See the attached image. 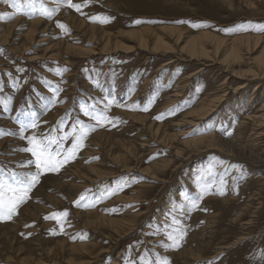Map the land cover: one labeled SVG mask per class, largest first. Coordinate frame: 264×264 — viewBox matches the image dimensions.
Returning a JSON list of instances; mask_svg holds the SVG:
<instances>
[{
  "label": "rangeland",
  "instance_id": "rangeland-1",
  "mask_svg": "<svg viewBox=\"0 0 264 264\" xmlns=\"http://www.w3.org/2000/svg\"><path fill=\"white\" fill-rule=\"evenodd\" d=\"M16 11L0 0V179L37 171L28 136L95 123L82 105L108 98L113 119L0 220V264H140L146 250L170 264H264V0H91L51 19L4 16ZM30 114L38 127L22 131ZM209 182L189 210L186 196ZM64 210L63 230L45 219ZM173 216L186 235L164 248Z\"/></svg>",
  "mask_w": 264,
  "mask_h": 264
},
{
  "label": "snow or ice",
  "instance_id": "snow-or-ice-1",
  "mask_svg": "<svg viewBox=\"0 0 264 264\" xmlns=\"http://www.w3.org/2000/svg\"><path fill=\"white\" fill-rule=\"evenodd\" d=\"M11 3V6L16 9V12L11 14L4 13V16L14 17L18 13H23L27 16L34 17L36 14L43 16L47 19L53 18L63 6L74 9L77 12H81V9L90 5L91 0H83L82 3H74L73 0H53L54 7H49L45 0H5V3ZM94 21L100 23L109 22L110 18L96 16L92 17ZM137 24L141 21H136ZM178 23H190L188 21H178ZM57 26L63 29L65 32L69 31L68 26L60 21H57ZM193 27L199 25L193 24ZM252 25H240L239 28L246 29ZM257 30L264 31V25H255ZM55 102V101H53ZM3 103V101H0ZM113 101L105 98V103L102 108L97 109L96 104H85L81 106L84 116L88 117L95 123H85L83 120L77 119L72 125L71 130L63 132L62 135L52 136L46 135L44 137H37L35 134L28 136L27 140L29 147L24 148L23 151L31 153L35 157L34 163L37 171L30 175L17 176L15 173L11 175L9 179H0V220L11 219L14 215L18 214L19 207L26 203L30 199V193L36 184L40 181V175L43 172H55L59 171L65 164L74 160L80 149L85 147V141L91 132L96 130L97 126H103L105 122L110 121L111 117L107 115V110L111 107ZM5 107L7 105L5 104ZM147 110V109H145ZM30 119L26 122H21V130L25 129H36L38 127L37 119L34 114H30ZM156 119H162L161 116H157ZM63 120L61 124L63 125ZM53 131H56L55 129ZM71 139L72 143L70 147L65 148V143ZM203 179V177H201ZM212 183L209 182L200 185V191L195 196H186V200L190 205L189 210H195L199 207L200 202L205 195L212 194L210 188ZM220 187L217 188L219 195H224V184L225 181L221 177ZM114 193H108L112 195ZM81 200L85 197L82 195ZM69 215L67 210L61 212H54L45 219H55L61 224V230H63L64 220ZM182 221L176 216L172 217L171 223L165 225V235L170 243H162L164 248L175 249L180 245L181 240L186 235V231L181 227ZM167 229H171L168 231ZM159 229H157L158 234ZM264 255V254H262ZM140 264H170L167 257H161L159 253L156 254L155 259L147 255V250L144 255L139 257ZM130 264H137L135 259L130 261ZM212 264V262H209Z\"/></svg>",
  "mask_w": 264,
  "mask_h": 264
},
{
  "label": "bare ground",
  "instance_id": "bare-ground-1",
  "mask_svg": "<svg viewBox=\"0 0 264 264\" xmlns=\"http://www.w3.org/2000/svg\"><path fill=\"white\" fill-rule=\"evenodd\" d=\"M157 38V37H156ZM141 43H142V45L143 44H147L145 41H144V39H141ZM155 44V43H154ZM163 44V42L160 40V38L157 40V44H156V46L155 47H159V46H161ZM148 45V44H147ZM146 45V46H147ZM202 44L201 43H198V44H196V43H192V46H191V52L192 53H194V52H196V50L198 49V48H200V46H201ZM202 48V47H201ZM154 49H156V48H154ZM203 49H204V47L202 48V51H203ZM205 51V50H204ZM197 53V52H196ZM198 55H199V53H197ZM238 54V53H237ZM201 55V54H200ZM206 55V54H205ZM207 56V55H206ZM196 57V56H195ZM197 57H199V56H197ZM235 76V75H234ZM240 76V75H239ZM241 76H243V75H241ZM202 111H205L204 112V115L202 116L203 118H204V116H205V118L211 113V111H212V109L209 107V108H203L202 109Z\"/></svg>",
  "mask_w": 264,
  "mask_h": 264
},
{
  "label": "trees",
  "instance_id": "trees-1",
  "mask_svg": "<svg viewBox=\"0 0 264 264\" xmlns=\"http://www.w3.org/2000/svg\"><path fill=\"white\" fill-rule=\"evenodd\" d=\"M74 122V121H73ZM52 136H58V135H55L54 133H51Z\"/></svg>",
  "mask_w": 264,
  "mask_h": 264
}]
</instances>
